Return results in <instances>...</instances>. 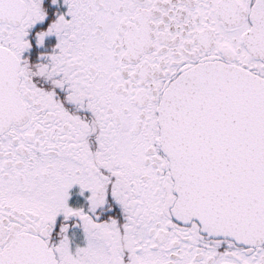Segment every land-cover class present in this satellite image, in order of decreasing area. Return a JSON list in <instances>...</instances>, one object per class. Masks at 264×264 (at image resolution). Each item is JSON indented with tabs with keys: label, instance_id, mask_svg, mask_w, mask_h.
Segmentation results:
<instances>
[{
	"label": "snow or ice",
	"instance_id": "obj_1",
	"mask_svg": "<svg viewBox=\"0 0 264 264\" xmlns=\"http://www.w3.org/2000/svg\"><path fill=\"white\" fill-rule=\"evenodd\" d=\"M0 264H264V0H0Z\"/></svg>",
	"mask_w": 264,
	"mask_h": 264
}]
</instances>
